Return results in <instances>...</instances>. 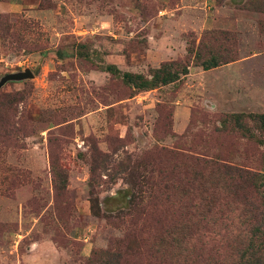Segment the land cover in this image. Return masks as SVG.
I'll use <instances>...</instances> for the list:
<instances>
[{"label": "rangeland", "instance_id": "rangeland-1", "mask_svg": "<svg viewBox=\"0 0 264 264\" xmlns=\"http://www.w3.org/2000/svg\"><path fill=\"white\" fill-rule=\"evenodd\" d=\"M0 15V81L33 73L0 82V264H234L227 231L256 194L213 162L264 175V0H0ZM227 49L209 69L195 57ZM170 61L187 74L122 78Z\"/></svg>", "mask_w": 264, "mask_h": 264}, {"label": "trees", "instance_id": "trees-1", "mask_svg": "<svg viewBox=\"0 0 264 264\" xmlns=\"http://www.w3.org/2000/svg\"><path fill=\"white\" fill-rule=\"evenodd\" d=\"M1 18L0 15V26L2 24ZM228 51L229 49L225 50L226 53L214 55L207 59H203L200 53L197 52L195 53V57L200 60L199 64L203 69H209L233 60V57L227 54ZM187 67V64L182 62L170 61L162 63L158 68L152 70L150 78L145 77L141 73L135 74L132 72L122 73V78L127 84H130L137 90H143L179 79L180 74H187ZM107 68L108 70L113 69V72L117 71V69L111 65ZM259 117L264 121V114ZM213 163L216 167H220L224 173L232 177V180H235L234 182L240 185L238 186L235 183L237 188L243 189L246 192L247 190H252L256 194L254 199L249 198L246 194V197H244L242 201L241 221L238 220V222L242 223V227L239 229L231 228L227 231V235L234 237V240L238 242V246L234 248V264L235 261L236 264H264V175H257L249 170L227 163ZM190 183H192V180L187 182V184ZM159 184L162 185L160 182ZM63 187H65L63 182L59 185L55 183V189H61ZM164 187L167 188L168 185L164 183ZM183 190L190 191L188 188L185 189V187H183ZM216 214H218V212ZM183 251L185 252V257L190 256L193 247L185 245ZM128 259L129 258L124 255V252L113 251L109 253L107 257L98 259V261L89 260L88 264H128ZM206 261L208 264H223L212 256L208 257Z\"/></svg>", "mask_w": 264, "mask_h": 264}, {"label": "water", "instance_id": "water-1", "mask_svg": "<svg viewBox=\"0 0 264 264\" xmlns=\"http://www.w3.org/2000/svg\"><path fill=\"white\" fill-rule=\"evenodd\" d=\"M33 73L29 70L26 69L24 71H19V72H15V73H10L5 75L2 79H1V83L5 82L9 79H23V78H27V77H32Z\"/></svg>", "mask_w": 264, "mask_h": 264}]
</instances>
